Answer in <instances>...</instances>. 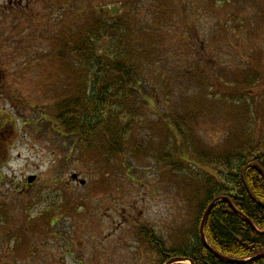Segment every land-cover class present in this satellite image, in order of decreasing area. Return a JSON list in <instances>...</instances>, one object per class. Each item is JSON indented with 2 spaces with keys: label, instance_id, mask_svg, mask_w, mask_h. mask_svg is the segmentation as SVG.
Listing matches in <instances>:
<instances>
[{
  "label": "rangeland",
  "instance_id": "obj_1",
  "mask_svg": "<svg viewBox=\"0 0 264 264\" xmlns=\"http://www.w3.org/2000/svg\"><path fill=\"white\" fill-rule=\"evenodd\" d=\"M105 12L131 21L154 51L156 74L182 82L172 114L186 116L180 96L206 107L189 124L191 148L235 141L231 133L246 124L243 106L230 105L232 79L257 77L239 92L264 131V0H0V264H155L136 235L141 227L173 246L191 229V172L161 170V155H177L156 118L135 140L143 153L128 163L136 183L121 172L119 156L103 167L95 154L71 151L48 118L73 86L70 54L56 59L62 40ZM197 66L204 73L198 88L184 76ZM203 80L215 93L222 86L218 99L201 94Z\"/></svg>",
  "mask_w": 264,
  "mask_h": 264
},
{
  "label": "trees",
  "instance_id": "obj_2",
  "mask_svg": "<svg viewBox=\"0 0 264 264\" xmlns=\"http://www.w3.org/2000/svg\"><path fill=\"white\" fill-rule=\"evenodd\" d=\"M95 16L90 24L79 25L76 31L68 32L56 53V59L70 54L65 67L73 82L67 96L58 100L52 115H47L60 136L70 140L71 151L85 157L95 154L103 167L110 166L119 156L121 172L136 183L131 175L134 169L128 167V163L140 161L143 153L135 140L139 130L150 124V118H156L158 131L166 132L161 135L165 140L169 135L173 153L177 155V160L173 155H161V170L164 173L169 170L171 174V168L180 173L191 172L186 175V193L188 197L194 193L190 200H195V206L191 229L182 236L183 241L174 246L166 245L151 228L143 226L138 230L136 235L144 248L155 256V264H167L173 259L193 264H229L213 256L203 246L199 235L203 214L212 202L222 198L228 199L256 231L221 200L206 219V244L219 255L235 261H247L264 254V235H260L264 232V131L262 134L256 125L259 120L255 117L253 103L239 92L243 86H253L257 77L232 79L228 88L232 108L239 110L243 106L245 112L237 113L246 124L238 134L231 133L235 141L231 143L226 139L224 145L215 148L193 149L189 124L205 112L206 107L197 100L190 102L180 96L186 116L172 114L169 105L175 94L181 95L182 82H171L155 73L154 51L145 41H140L129 19L117 14L107 18L106 12ZM104 41H108V46L99 54L98 47ZM184 76L194 80L198 88L195 79L204 73L197 66ZM202 84L201 94L205 98H219L222 86L215 93L209 91L212 88L207 80ZM245 264H264V259Z\"/></svg>",
  "mask_w": 264,
  "mask_h": 264
},
{
  "label": "water",
  "instance_id": "obj_3",
  "mask_svg": "<svg viewBox=\"0 0 264 264\" xmlns=\"http://www.w3.org/2000/svg\"><path fill=\"white\" fill-rule=\"evenodd\" d=\"M72 180H77V176L76 175H72ZM35 180V177H29L28 178V183L29 184H32ZM80 185H84V182H80ZM222 201L226 202L228 204V206L230 207V209H232L237 215H239L240 217H242L244 219V221L253 229L256 231V228L254 227V225L247 219L245 218L243 215H241L239 212H237L233 206L230 204V202L228 201V199L226 198H222L221 199ZM219 201V200H218ZM217 200L214 201L209 207L208 209L205 211L203 217H202V220H201V223H200V227H199V235H200V241L201 243L203 244V246L213 255L215 256L219 261H222V262H225V263H229V264H245V263H248V262H255V261H258V260H261V259H264V254H261V255H258L256 257H253L247 261H235V260H231V259H228V258H225L221 255H219L218 253H216L214 250H212L207 244H206V240H205V237H204V225H205V222H206V219L212 209V207L218 202ZM260 235H264V232H260ZM185 262V260H181V259H173L171 260L168 264H181ZM189 264H193L192 262H188Z\"/></svg>",
  "mask_w": 264,
  "mask_h": 264
}]
</instances>
